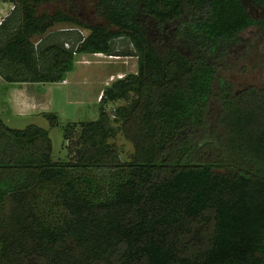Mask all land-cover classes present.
Masks as SVG:
<instances>
[{
	"label": "trees",
	"instance_id": "obj_1",
	"mask_svg": "<svg viewBox=\"0 0 264 264\" xmlns=\"http://www.w3.org/2000/svg\"><path fill=\"white\" fill-rule=\"evenodd\" d=\"M73 1L12 0L0 107L2 82L60 83L78 55L136 57L137 73L102 91L97 120L65 127L72 162L52 160L46 130L0 115V264H264V87L237 91L219 72L243 32L264 34V0H92L104 26L40 12ZM58 23L89 34L49 32ZM119 38L132 49L117 51ZM74 168L114 171L107 193Z\"/></svg>",
	"mask_w": 264,
	"mask_h": 264
},
{
	"label": "rangeland",
	"instance_id": "obj_2",
	"mask_svg": "<svg viewBox=\"0 0 264 264\" xmlns=\"http://www.w3.org/2000/svg\"><path fill=\"white\" fill-rule=\"evenodd\" d=\"M12 6V0H0V19L11 13ZM56 9L72 15L87 25L104 26L103 20L94 15L92 0H75L71 4H47L41 7L40 12L51 13ZM68 31L71 33V37L74 36L73 33H79L83 37L89 34L85 28L71 23L55 24L49 32L60 34ZM57 37L62 38V35ZM239 39V44L229 54L228 66L219 71L220 76L226 78L237 91L249 86L264 87V34L255 28H251L243 32ZM39 40L40 37L33 38L34 42ZM70 41L67 43L69 46H71ZM114 47L117 51L132 49L131 44L124 38L114 40ZM136 73V57L106 56L104 54L78 55L73 71L65 75L67 84L45 83L36 87L28 86L25 88L28 92H35L34 95L39 99H36L35 104L37 106L34 114H28L29 116L7 118L11 113L9 107L11 100L14 101L15 98L9 94L11 92L7 91L11 87L7 86L8 83L3 82L1 84L0 115L11 128L24 129L29 125H36L46 130L52 144V160L54 162H72V153L75 151V147L72 142L68 147V143L64 139L65 127L73 123H87L97 120L102 91L116 80ZM66 80L63 81L66 83ZM17 88L23 89V86ZM124 105H126L125 102L117 101L104 105L103 109L112 120L114 119L112 117L114 109ZM45 114L57 116L58 125L51 127L49 119L44 116ZM111 125L116 133L110 143L115 146L120 161L129 162L134 148L119 132V125L113 123ZM109 173L110 176L74 168L68 177H72L80 184H84L83 182L88 179L89 181L85 185L93 191L97 190L98 194L102 196L107 193L111 186V176L114 171Z\"/></svg>",
	"mask_w": 264,
	"mask_h": 264
},
{
	"label": "crops",
	"instance_id": "obj_3",
	"mask_svg": "<svg viewBox=\"0 0 264 264\" xmlns=\"http://www.w3.org/2000/svg\"><path fill=\"white\" fill-rule=\"evenodd\" d=\"M11 9H12V7H11ZM8 14H6V16L4 18H1L0 22L3 19H5L8 16ZM64 79L66 80V78H64ZM39 84H41V83H34V84L19 83V84H8L7 85V86L11 87L10 89H7V91L11 92L9 94H11L15 98L14 101H12L10 99L11 100V103H10L11 105L9 107H10V112L11 113L7 117L8 119L9 118L11 119L12 117H15V116L16 117H25V116H29L30 114H34V112L36 110V106H37L35 104V102L37 100H39V99L37 98V96L34 95L35 92H28V90L25 89V88H28V86L36 87ZM58 84H62V85L67 84V80H66V83L60 82ZM18 86H23V89L17 88ZM32 90L34 91V89H32ZM8 92H7V94H8ZM1 104H2V101H1Z\"/></svg>",
	"mask_w": 264,
	"mask_h": 264
},
{
	"label": "built area",
	"instance_id": "obj_4",
	"mask_svg": "<svg viewBox=\"0 0 264 264\" xmlns=\"http://www.w3.org/2000/svg\"><path fill=\"white\" fill-rule=\"evenodd\" d=\"M13 8H14V6H12V9H13ZM12 9H11V10H12ZM3 20H4V19H3ZM3 20H2V21H3ZM2 21H1V22H2ZM1 22H0V24H1ZM65 46L68 47V44H65ZM62 83H65V81H63Z\"/></svg>",
	"mask_w": 264,
	"mask_h": 264
}]
</instances>
